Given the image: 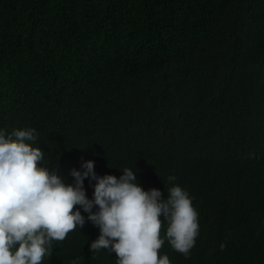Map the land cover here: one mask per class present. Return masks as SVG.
I'll return each instance as SVG.
<instances>
[{"label":"trees","instance_id":"16d2710c","mask_svg":"<svg viewBox=\"0 0 264 264\" xmlns=\"http://www.w3.org/2000/svg\"><path fill=\"white\" fill-rule=\"evenodd\" d=\"M24 129L65 184L92 161L185 190L199 233L170 264H264V0H0V130ZM80 211L43 264H116Z\"/></svg>","mask_w":264,"mask_h":264},{"label":"clouds","instance_id":"9594fccd","mask_svg":"<svg viewBox=\"0 0 264 264\" xmlns=\"http://www.w3.org/2000/svg\"><path fill=\"white\" fill-rule=\"evenodd\" d=\"M36 139L35 129L0 130V264H43L51 258L53 241H64L84 226L80 209L99 229L90 251L114 253L116 264H170L160 255L165 239L185 256L194 247L198 213L181 187H170L162 199L161 191L138 185L136 171L124 168L119 178L97 176L92 161L82 163V171L70 170L73 183L65 184L55 169L39 166L45 156L32 147ZM86 179L95 181L92 199L84 189ZM167 179L171 183L176 177Z\"/></svg>","mask_w":264,"mask_h":264}]
</instances>
